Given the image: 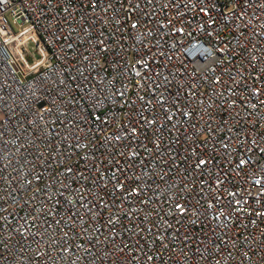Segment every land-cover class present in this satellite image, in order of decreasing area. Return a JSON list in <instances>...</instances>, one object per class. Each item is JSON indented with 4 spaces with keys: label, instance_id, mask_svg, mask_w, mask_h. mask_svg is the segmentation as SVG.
<instances>
[{
    "label": "built area",
    "instance_id": "built-area-1",
    "mask_svg": "<svg viewBox=\"0 0 264 264\" xmlns=\"http://www.w3.org/2000/svg\"><path fill=\"white\" fill-rule=\"evenodd\" d=\"M0 264H264V0H0Z\"/></svg>",
    "mask_w": 264,
    "mask_h": 264
}]
</instances>
